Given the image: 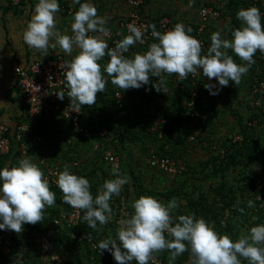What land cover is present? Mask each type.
Segmentation results:
<instances>
[{
    "label": "clouds",
    "instance_id": "1",
    "mask_svg": "<svg viewBox=\"0 0 264 264\" xmlns=\"http://www.w3.org/2000/svg\"><path fill=\"white\" fill-rule=\"evenodd\" d=\"M73 3L80 6L72 18L71 36L56 30L58 0H38L22 34L23 42L43 56L48 54L49 48H59L68 55L78 50L64 73L73 112L95 104L97 93L105 90L107 78L114 86L127 90L140 89L150 83V77H156L159 82L152 88L165 93L166 75L177 74L179 79H187L189 74L200 72L210 81L215 79L216 84L204 85L209 95L215 96L230 82L238 85L254 63L257 51L264 53V24L256 7L237 12L241 26L231 31V39L222 38L220 32L212 33L207 54L202 55L200 42L190 36L191 29L186 30L181 23L164 33L158 32L152 24L129 25L130 34L117 42L115 48L108 49L104 39L89 35L105 32V20L97 16L96 8L80 0ZM149 29L157 42L144 54L126 58L124 53L130 47L144 43V33ZM228 50L245 63H235ZM105 55L110 60L102 69L98 61ZM56 95L59 100L65 98L64 91ZM127 182V177L117 175L105 181L93 198L89 181L65 167L57 175L56 186L63 194V202L84 210L83 220L95 230L111 219L109 202L120 194ZM55 201L56 195L50 191L42 170L29 159L19 160L15 167L0 168V231L20 233L24 225L41 222L43 210L46 206L52 207ZM254 206L252 200L247 201L248 208ZM177 208L175 199L165 205L153 197H139L132 204L130 217L121 221L116 237L99 242V252L108 251L116 264H132L133 261L149 264L154 252L164 250L170 254V264L185 252H190L191 264H241L242 260L247 264H264V224L251 227L247 234L233 241L227 235H219L203 218L179 215L173 219L171 214ZM165 233L171 238L166 239Z\"/></svg>",
    "mask_w": 264,
    "mask_h": 264
},
{
    "label": "rangeland",
    "instance_id": "2",
    "mask_svg": "<svg viewBox=\"0 0 264 264\" xmlns=\"http://www.w3.org/2000/svg\"><path fill=\"white\" fill-rule=\"evenodd\" d=\"M224 1L225 0H221ZM226 3V2H225ZM224 20L212 24L207 29L206 41L207 50L210 47L211 34L214 32H220L222 38L227 39V24H224ZM230 55V50H228ZM247 74V73H246ZM246 74L243 77L245 78ZM107 78V76H106ZM243 80H240L238 85H235L236 89L233 93L235 103H232V107L239 106L238 100L241 103L245 93L241 89ZM114 89L107 90L105 86L104 94H110ZM108 91V92H107ZM123 93L124 101L126 102L127 109L131 108L133 103V97L131 95V89L121 90ZM239 92V93H238ZM237 93V94H236ZM100 95V94H99ZM97 93L96 103L91 106H83L80 110L82 116L80 121L83 126L88 129L91 134L90 139L73 138L70 143L68 139L65 141L57 142L60 133L56 134L49 130L37 131L40 134L41 142L33 147H29L26 154L22 155L19 152L14 155L15 158L29 159L32 163L36 164L45 174L49 169H57L58 173L62 172L65 167L69 169L72 174L77 176H83L89 181L90 187L93 188L91 194L95 198L99 190L102 188L105 181L108 180V167L103 163L100 157L101 149H108L116 153L119 157L120 166L122 170V176L127 177L128 182L124 185V197L130 212H133L132 204L141 196L153 197L163 204H167L171 200L175 199L178 208L173 210L172 217L178 211H187V215H196L188 211V207H194L197 202H200L204 206L216 203V208L221 207L218 202L221 200V196L218 193H228V195H234L235 202L229 203L228 208H225L220 219V228L215 227V222H207L214 230L221 236L227 235L233 241L239 238L241 234H247L248 229L251 227L260 225L256 223L259 217V204L263 201H256L254 196L251 195L252 183L245 186L244 181L246 177H251L254 182L258 181L259 185L264 187V169L260 164L254 163L249 167H242L237 165L230 167L224 173L217 172L216 175L212 174V171L217 170L220 167V160L226 156V146L229 144V137L239 135V123H247L249 118V111L246 108L240 109L241 113L240 121L238 123V117H233L228 112H221L218 114L217 119L214 116H209L206 110L202 115L201 122L197 125L199 134L193 140H189V137L193 135L190 129H186L184 133L180 131V138H177L175 134L166 133V139L153 140L148 133L152 135L155 133L150 130L151 126L147 128L145 132L144 118L141 115L129 116L120 122H113L111 128V136L108 138H100L99 132H101L105 126L104 118L108 115L111 117V108L106 110V106L101 104L100 97ZM212 96V95H211ZM70 102V101H69ZM103 103V102H102ZM248 104V102H247ZM102 111V113L100 112ZM105 112V113H103ZM105 115V116H104ZM161 119V118H156ZM163 120V119H162ZM154 122V121H153ZM175 136V137H174ZM256 136L259 139L261 145L264 147V118H262L259 126L256 127ZM226 142V143H225ZM225 143V144H224ZM97 144V148L94 149V145ZM226 145V146H225ZM179 155L178 159L183 162L186 171L180 175L171 177L158 170L151 168L148 164V159L151 151H155L157 155H166L165 149ZM12 155V153L10 154ZM9 155V156H10ZM219 155L221 159H217ZM8 158L7 162L4 159V167H15L18 162H15V158ZM14 160V164L10 163V160ZM75 163V165H74ZM210 174L212 176H210ZM208 175V177H207ZM58 188V187H57ZM248 188V189H247ZM60 198H63L62 192L59 190ZM232 193V194H231ZM251 195V196H250ZM59 198V197H58ZM252 200L254 202L253 208L247 207V201ZM245 203V207L242 208V202ZM110 207L112 209L111 219L107 224L98 225L95 230L90 229L86 222L81 226L79 231H73L76 235V240L82 239L86 234L96 237L97 243L102 240L116 237V229L113 224V219L116 214V207L119 203V196L114 195L110 200ZM236 207V215L233 216L230 211ZM57 210L60 213L66 209L63 206L54 204L52 207H45L43 213L50 215L52 211ZM184 213V212H183ZM197 216V215H196ZM195 216V217H196ZM239 218L240 224L238 222ZM245 219L246 221L242 220ZM230 222V230L227 228V223ZM80 225V224H79ZM241 225V226H239ZM166 239H170L169 235H165ZM68 239H70L68 237ZM70 246L71 241H66ZM53 248L58 253V263L49 259H42L32 253L29 257V261L24 264H67V258L71 255L76 259L75 264H116L113 257L108 251H101L96 248L94 253H89L82 246L71 248L70 253L68 248L60 246L58 241L53 239ZM163 252V251H162ZM132 264H135L133 261ZM241 264H247V261L242 260Z\"/></svg>",
    "mask_w": 264,
    "mask_h": 264
},
{
    "label": "built area",
    "instance_id": "3",
    "mask_svg": "<svg viewBox=\"0 0 264 264\" xmlns=\"http://www.w3.org/2000/svg\"><path fill=\"white\" fill-rule=\"evenodd\" d=\"M16 2L18 0H15ZM68 1V0H64ZM147 0H128L129 13L121 20L117 22L115 28H106L104 33H100L101 38L108 44V49L115 48L117 42L122 40L125 36L129 35V25L140 27L141 25L147 26L149 24L155 25L158 32L164 33L174 28L175 21L169 16H161L155 20H150L149 17L142 12L143 7L146 5ZM190 1V0H187ZM226 2V0H225ZM224 1L217 0L214 3H204L198 6L195 11L196 19L193 21H187L183 25L185 29H191L188 34L197 39L201 44V54H207V41L206 32L207 29L214 23L224 18ZM252 7H256L260 10L262 16V24H264V0H249ZM62 12L72 14L71 9L65 11V8H61ZM144 43H136L134 47L139 49V54H144L149 46L157 42L151 35V29L144 33ZM107 52V49H106ZM108 57L107 62H109ZM254 63L251 65V70H248L243 82L247 83L245 88V95L243 98L247 100L248 106L259 109L264 112V53L257 51L253 57ZM70 62L63 56H57L54 59H48L44 61H36L29 63L24 67L15 66L13 73L16 79V88L22 99V116L20 117L17 125L10 129L8 126L0 123V161L8 157L13 153V149L22 155H25L29 147H33L41 142V138L38 134L32 130L31 122L39 117L44 111L49 110L57 114L61 119L65 120L68 125L69 135L74 138L90 139V132L81 125L80 118L82 116L81 110L79 112H73L74 109L67 98V88L64 83V73L66 66ZM245 63V62H244ZM173 77L166 75V81H175L177 87L183 90L184 85L180 84L185 82L187 89V97L185 101L184 116L188 118L189 126L192 129L193 135L189 137V140H193L199 134L197 125L202 120V115L205 113L204 106L208 102L206 96L209 99L218 100L222 94H224V87L221 88L218 95L211 96L205 89L204 85L207 83L216 84L215 79L211 81L203 77L200 72L195 74H189V77L185 79H179L177 74H172ZM178 81V82H177ZM152 82L158 83L159 78L153 77ZM153 83V84H154ZM166 87V85H164ZM64 91L65 98L59 100L57 95L59 92ZM167 91V90H166ZM168 92V91H167ZM169 93V92H168ZM121 92H115L113 96L114 107L117 110V119H121L126 116V110L124 107V98ZM242 98V97H241ZM243 104V103H242ZM164 120L155 119L151 127V131H156L159 126H164ZM255 122L251 126H254ZM166 128V126H164ZM100 138H108L111 133L106 129L99 132ZM162 138V132H159L157 139ZM230 143L237 144L242 141V135L230 136ZM96 147V146H95ZM97 148V147H96ZM166 147V155H157L155 151H151L148 159V164L151 168L158 170L171 177L180 176L186 168L178 157L179 155L171 152ZM100 157L103 163L108 167V180L117 178V175L122 176V170L118 155L115 152L104 149L100 151ZM260 159L263 160L262 157ZM75 165V163H74ZM58 170L49 169L44 174V179L49 183V188H57ZM253 188L258 190L262 189L259 182H253ZM125 186L122 187L119 196V203L116 207V214L113 219V224L117 230L121 227V221L130 217V212L124 197ZM252 195V193H251ZM250 195V196H251ZM256 201H263L264 197L260 195L254 196ZM63 212H59L57 217L52 220L53 232L50 236L32 232L31 235L27 234L28 225L23 226V230L26 236L14 241L12 231H0V264L2 260L10 261L9 264H24L23 258L25 253H35L39 258L49 259L53 262L58 261V253L53 248V239L59 238L58 230L69 237L70 241L76 240V235L73 233L81 220V210L74 209L70 205L66 204ZM261 210L264 211V205H258ZM49 215L43 213V219L41 222L34 224L38 225V229L42 227L45 220ZM261 224H264V216L261 219ZM165 235H168L165 233ZM79 241L81 239H78ZM91 251L96 250V245L87 240ZM67 260V259H66ZM149 264H170L169 258H162L160 251L154 252L151 256ZM171 264H174L171 262ZM182 264H191V254L188 253L187 260Z\"/></svg>",
    "mask_w": 264,
    "mask_h": 264
},
{
    "label": "trees",
    "instance_id": "4",
    "mask_svg": "<svg viewBox=\"0 0 264 264\" xmlns=\"http://www.w3.org/2000/svg\"><path fill=\"white\" fill-rule=\"evenodd\" d=\"M250 7H252V5L250 4L249 0H226V3L224 5V18L222 20L225 21L224 24H227V27H226L227 34L225 35L227 39H231L232 30L237 29L241 26L240 21H238L236 18L237 12L241 9H248ZM146 49H148V47H146ZM136 53H139V49L132 46L129 48V51L127 53H124V55L126 58H132V56ZM230 55L233 57V60L235 63L244 64V62L240 60L239 57L235 56L231 52V50H230ZM104 58H105V64H106L108 56L105 55ZM249 70L253 72L251 67L249 68ZM105 76H107V74H105ZM167 76L173 77L172 74L167 75ZM107 79H108V83L106 84L107 90H109L110 88L114 90L111 91L109 95L108 94L106 95L104 94V92H102L100 93L99 97H100L101 104L106 106V110H108L109 107L111 108V111H110L111 117L106 115L107 118L106 119L104 118V122H103V124L105 123L104 128L110 133L111 131H113L111 129L113 128L111 126L113 122H120V120H123L129 116H134V115L135 116L141 115V118H144L145 132L147 131V128L149 126L152 127L153 121L156 118H161L164 120V123H165L164 126H166V128H164V126H159L157 130L154 131L155 133L153 135L150 132L148 133V135H150L153 140L154 139L158 140L157 136L159 132H162V138H161L162 140L161 139L159 140L163 141L166 139V133L175 134L177 138H180L179 137L180 131L181 133H184L186 129L187 130L190 129L188 118L184 116L185 101H187L186 100L187 92L185 91V89H187V86L185 85V82L184 83L179 82L180 84L184 85L182 86L183 90H181L177 87L175 81L173 82L171 80H168L166 81L165 88L169 93L167 91L163 93V92H158L154 88H152V85L154 82H152L153 77H150V83L148 85H145L144 87H141L140 89H134V91H131V95L133 97L132 106H129L131 108L127 109L128 107L126 106V102L124 101L126 116L121 119H117V110L114 107L113 96L115 92L122 93L121 91L122 89L118 88L117 86H114L111 83L110 78H107ZM246 86H247V83L243 82L241 89L244 90V92H245ZM146 89L148 90L146 91ZM235 89H236L235 85L230 82L227 87H224L225 93L222 94L217 101L214 99L208 100V95L206 96V100L208 102L206 103V106H204V109L206 110V112L208 113L210 117L214 116L217 119V116L219 113L228 112L229 114H231V116L238 117L237 121L239 123L241 113L239 112L240 110L238 108L240 109L246 108L249 111V118H248V121H246L247 123H242V122L239 123L240 131L238 132V134L242 135V141L240 143L233 144V145L229 141L228 146L225 145L226 146L225 150L227 154L222 159L219 157V155L216 156L217 159H221V160H220V167H218L217 170L212 171V174L214 175H216L217 172L224 173L226 170H228V168L235 167L237 165H241L242 167L247 168L250 165L257 163V164H260L262 168L264 169V147L261 145L259 139L256 136V127L259 126L262 118H264V112L262 113L257 108L252 109L251 107L247 105V100L244 99L243 97L239 98L240 96L238 97V99H242V101L244 102V105L240 102V100H238L237 104L239 106H236L235 108L232 107V103H235L234 96H233ZM100 112L102 113V111ZM82 113L84 112L82 111ZM253 122H255V125L251 126ZM260 157H262L263 160L260 159ZM4 159L0 161V168H2V164H4ZM210 176L212 175L210 174ZM244 181H249L245 183V186L246 185L249 186L248 184L249 183L251 184L252 182H254V179L251 177H246ZM49 189L50 191L54 192L56 195V201H55L56 205L63 206V207L67 206L66 203L63 202V198H60L59 188L50 187ZM250 189H251L252 196L260 195L261 197H264V187L261 190H258L257 188H253L251 186ZM89 190L90 192L94 191L93 188L91 187ZM218 195L221 196V199H220L221 201L218 202L219 205L221 206L219 207V209L216 208V205H215L216 203H212L211 205L204 206L200 202H197L194 207L189 206L188 211L191 212L192 214H196L197 216L196 215L195 216L197 218H203L206 222H209V221L215 222V227L220 228L219 217L222 216L224 209L228 208L229 206L228 204L230 202L231 203L235 202V198L233 194L229 196L228 193L223 194L222 192H220L218 193ZM245 203L246 202L244 201L242 202V208L245 207ZM233 208L234 209L230 211V213L233 216L236 215V211H241V210H238L234 206ZM185 213H187V211H182V212L178 211V213L173 215V219H175L179 215H187ZM58 215H59V211L57 210L52 211L48 219L45 220L44 225L40 227L39 229H38L39 224L38 225L27 224L28 225L27 234L31 235L32 232H37L45 236H50L53 232V227L50 224H52V220L54 219V217H57ZM83 215H84V210H81V220L78 223V227H81L85 223V221L82 218ZM263 216H264V211L259 210V217L256 223L259 224ZM240 220L241 219L239 218L238 220L239 224H240ZM242 220L246 221L244 218ZM78 227L74 229L76 232L80 230V228ZM227 228L230 230L231 228L230 222L227 223ZM24 236H26V233L24 230H22L20 233L14 232L13 239L15 241L17 239L24 238ZM58 236H59V238L57 239L58 244H60V246H65V248H68L70 253L72 252L71 248L79 247V246H82L84 249L89 251V253H94L95 251L92 252L89 247V244L87 243L88 239L91 240L96 245V248L98 245L96 237L93 235H89V234H86L80 241H72L71 242L72 244L70 246L66 243V241H69L68 237L60 229L58 230ZM160 253H161L162 258H165V259L169 258L170 254L167 250H164L163 252L160 251ZM188 253L189 252L183 253L182 255L177 257V259L173 263L174 264L184 263L187 260ZM29 257H30V253H25L23 262L27 263L29 261ZM67 260H68L67 264H75V261H76L73 255H71L70 258H67ZM9 262L10 261L2 260L1 264H9Z\"/></svg>",
    "mask_w": 264,
    "mask_h": 264
},
{
    "label": "crops",
    "instance_id": "5",
    "mask_svg": "<svg viewBox=\"0 0 264 264\" xmlns=\"http://www.w3.org/2000/svg\"><path fill=\"white\" fill-rule=\"evenodd\" d=\"M216 1L147 0L142 12L150 20H155L163 15L171 17L175 24H184L187 21L190 22L196 19L195 11L198 6L205 2L214 3ZM37 2L38 0H18L17 2L15 0H0V123L10 129L17 125L22 116V99L16 88V79L13 73L14 67H24L32 62L54 59L57 56H63L70 62L78 54L77 49H74L72 54L68 55L59 48H49L48 54L43 56L23 42V31L32 18ZM85 2L94 6L97 16L105 20L103 26L105 29L115 28L117 22L123 19L130 11L128 0H80V3ZM58 3L60 11L56 14V30L61 34L71 36L73 34L71 31L72 18L80 5L74 4L73 0H58ZM62 7L65 8V11L71 9L73 13L62 12ZM89 35L101 38L100 33L90 32ZM98 63L103 68L105 58L103 57ZM31 125L34 133L39 136L40 134L37 131H43L44 129L56 134L60 133V136L54 137H58L57 142L59 143L65 141L66 138L68 139L67 142L70 143L74 138L69 135L67 122L49 110L44 111L39 117L35 118ZM81 125L83 126V124ZM95 146L98 147L96 144L94 149L96 148ZM13 151L12 155L5 159L6 162L8 158H13L14 155H17L18 152L14 149ZM14 160L18 162L21 159L15 158ZM14 160H10V163L14 164Z\"/></svg>",
    "mask_w": 264,
    "mask_h": 264
}]
</instances>
